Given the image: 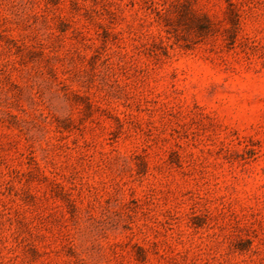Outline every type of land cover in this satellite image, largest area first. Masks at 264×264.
<instances>
[{"label":"rangeland","instance_id":"obj_1","mask_svg":"<svg viewBox=\"0 0 264 264\" xmlns=\"http://www.w3.org/2000/svg\"><path fill=\"white\" fill-rule=\"evenodd\" d=\"M0 264H264V0H0Z\"/></svg>","mask_w":264,"mask_h":264}]
</instances>
